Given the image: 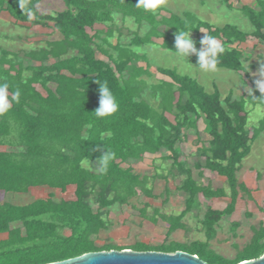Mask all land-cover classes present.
I'll return each instance as SVG.
<instances>
[{
  "label": "trees",
  "instance_id": "obj_1",
  "mask_svg": "<svg viewBox=\"0 0 264 264\" xmlns=\"http://www.w3.org/2000/svg\"><path fill=\"white\" fill-rule=\"evenodd\" d=\"M40 1L0 0V9L7 10L16 21L52 27L64 36L60 41L48 42L46 47L24 52L30 60L28 64L17 52L1 49L0 82H8L10 91L19 88L21 101L0 116V147L10 148L0 150V192L25 194L37 186L64 191L73 185L75 198L57 199L49 193L46 198L21 205L0 201V234H6L0 239V264H46L51 259L61 261L92 251L132 249L113 242L98 245L97 240L102 231L109 230L106 210L115 204H130L142 218H149L147 210L132 201L140 193L151 191L147 189V177L121 164L141 160L146 152L154 154L162 148L170 151L166 159L172 160L171 172L185 175L181 186L187 194L185 209L179 215L155 210L152 221L159 217L167 223V235L158 245L139 241L140 248L135 250H180L197 255L208 264H238L264 255L263 224L253 227L250 241L238 247L233 257L219 255L209 247L219 221L233 213L238 192L246 190L238 182L236 171L250 153L252 142L264 130V119L251 129L247 127L248 106L264 104L261 94L254 90L256 98L244 93L236 99L231 91L222 100L218 89L208 92L197 79L171 68L156 69L168 79L153 78L147 62L145 66L136 64L145 55L135 48L160 37L161 46L174 51L176 28L197 34L204 28L225 47L218 68L243 71L244 54L235 44L250 37L264 41V0H256L259 9L240 7L254 26L251 33L233 24L214 26L189 13L186 17L194 18V25L175 14L158 18L160 8L155 14L145 12L135 6L137 0H65L67 9L56 14H40L35 9ZM222 1L233 8L231 0ZM114 13L132 17L138 24L146 22L150 30L144 36L135 34L128 44L118 41L111 45L112 51L104 49L108 39L98 43L102 31L95 26H106L107 37L113 36L114 30L107 24L113 21ZM203 36L195 41L197 48ZM98 52L108 60L98 58ZM101 82H107L119 104L118 111L106 118L94 114ZM146 92L157 105L144 97ZM201 120L211 139L208 146L198 149L194 166L224 176L231 194L224 209L206 211L202 224L207 240L187 244L170 240L169 235L183 226L182 218L194 207L198 194L226 195L224 187L214 189L199 184L192 178L191 167L181 160L177 144L187 140L192 129L201 141ZM103 149L115 153L106 172L82 165L85 159L99 161ZM92 196L98 204L96 211L90 202ZM13 223L21 226H12ZM63 229L70 233L62 234Z\"/></svg>",
  "mask_w": 264,
  "mask_h": 264
},
{
  "label": "rangeland",
  "instance_id": "obj_2",
  "mask_svg": "<svg viewBox=\"0 0 264 264\" xmlns=\"http://www.w3.org/2000/svg\"><path fill=\"white\" fill-rule=\"evenodd\" d=\"M244 2L248 3H256V0H232L233 8H229L227 4L223 3L222 0H165V3L160 7L161 11H158V18L161 17H168L170 14L178 15L181 19L180 20H186L189 25H194V18H187L186 14L189 13L195 19L210 23L214 26L222 27L225 24H233L236 25L237 28L243 32L251 33L254 31V26L251 23V21L243 14V12L236 9V7H240L244 5ZM248 6H251L248 4ZM255 9H259V6L256 7V5L251 6ZM35 9L40 14H56L57 12L63 11L67 9V5L65 0H41L35 5ZM123 16L119 13H114L113 18L115 19V25L121 26V29H119V34L121 35L120 40L123 43H128L131 38L134 36L135 33H139L141 36H144L147 31L150 30V26L148 23H136L132 18H125L127 19L125 21ZM122 18V19H121ZM179 20H176L178 22ZM1 25L5 24L4 27V33L9 32H17L20 33V39L15 40V48L16 52L20 55L21 59L25 60V64H28L30 60L24 57V52L35 50L38 48H42L46 44V35H50L49 28H43L42 26H36L35 28L30 27V23L26 24L28 26L19 24L14 25L13 23L7 24L5 20H0ZM104 25H100V27H103ZM108 27H112L114 29V22L113 24H107ZM29 28H31L29 30ZM162 28L165 29V27L162 26ZM29 31H34V36H31V40H28V35L30 34ZM206 33V29L202 28L200 30L201 35ZM119 35V36H120ZM117 34L114 32L112 41H117ZM191 38L195 39V33L191 32ZM156 41L161 42L162 39L158 38ZM174 42V41H173ZM0 43H4V40L1 39ZM160 44L155 43H145L140 48L136 49L140 52H143L145 55V59H141L140 61H137L136 64L145 66L146 62L149 64V69L153 73V78H160L165 77L161 76L160 73L156 71L157 67H164V68H171L175 69L178 73L182 75H187L192 78L197 79V81L205 88L208 92H213L215 89H218L221 93L222 100L225 99V97L229 94V92L232 91L234 98H240L242 95V92L245 93L248 92L247 87L251 88L250 80L247 76L242 74L239 71L233 70V69H227V68H218L216 72L214 73H204L201 72L197 68H188V62L192 64L193 66H196L197 58L193 55L187 58L188 62L180 59L176 60L173 56L172 52L173 50H167L166 48H162L159 46ZM264 45V41L260 39H256L254 37H250L246 42L241 43L240 47L241 49H264L262 46ZM0 55H1V49H0ZM98 55H100L98 53ZM252 71V70H251ZM250 71V72H251ZM194 74V75H193ZM152 81V78L150 79ZM247 86V87H246ZM40 90L41 87H38ZM144 97L151 101L153 105H157V101L152 100L148 92L144 93ZM170 119L173 120L172 116H169ZM264 119V106L261 104H258L248 112V125L249 123H254L255 125L259 124V120ZM201 123V122H200ZM252 124L249 125V127ZM203 127V125L201 126ZM204 132V130L202 131ZM203 138H207L206 134H202ZM261 139H256V141L253 143L251 153L243 160L241 167L243 169H247L249 166L252 165L254 170L256 172H260L261 176L259 179L255 178L256 172H252V175L254 177V187L255 195L257 199V205H254L253 203H249V206L242 205V209L240 210L243 212H247L248 209H252L256 211V215L253 219H248L246 216H242L241 214L238 215L237 218L242 219V229L239 231L241 232L240 237L237 238L236 241H238L241 245L239 247L244 246L247 242L250 241L253 230L250 228L252 224L257 225V221H263L264 220V134H262ZM189 139V138H188ZM187 139V141H188ZM3 149H10L8 147H0V150ZM87 160V159H85ZM90 161V160H89ZM82 165L86 168V164ZM91 169L92 171L98 170L99 167V161H90ZM89 169V168H88ZM146 171L151 172V169H147ZM208 175L205 176V180L210 179L213 181L215 185H219L220 180H217L216 176L210 175V173H207ZM180 178V177H178ZM263 179V181H262ZM207 182V181H206ZM173 187L175 185V182L172 183ZM225 188H228L227 183L225 182L223 184ZM52 192H55L57 194V197H65V198H72L74 199V187L69 186L67 187V190L65 192H60L59 189H51L46 186H37V187H31L29 192L25 194H19L16 192H0V201H6L13 204L21 205L26 204L34 199L46 197L49 193L53 194ZM244 194V193H243ZM165 193L162 195L156 196L151 201L154 204H161L162 199L164 198ZM94 196V195H93ZM93 196L90 198V202L92 205V208L94 211L98 208V204L94 202ZM245 196V195H244ZM133 204L139 207L142 205V203L138 198H135L132 200ZM163 204V203H162ZM163 206V205H162ZM260 208V209H258ZM261 210V211H260ZM148 212V211H147ZM151 212V211H150ZM149 213V212H148ZM147 213V214H148ZM152 214V213H150ZM243 215V213H242ZM106 218L108 219V222L111 224L109 230L102 231L98 237L97 244L103 245L106 242H113L116 245H119L121 247H130L132 250L139 249V245L137 242H139V239H143L149 244L152 245H158L162 243V239H164V230L161 229L159 226L155 227L154 231H150L148 235L143 236L142 238H136V234L140 233L142 229H144L141 226L142 223V217L140 216L138 210L132 208V206L129 205H119L115 204L109 209L106 210ZM127 217V218H126ZM125 219V220H124ZM133 219V220H132ZM152 219V218H149ZM145 220V219H144ZM126 224L130 227V235L126 236L124 233L119 232L117 234V237H112V235L115 236V234H112L111 230H113L112 226L113 224ZM158 223L162 224V220L157 217V220L155 224ZM21 226V223H13L12 226ZM62 234L68 235L70 232L68 229L60 230ZM110 231V232H109ZM2 237H6V234H0V239ZM184 238V239H183ZM181 238L182 241H185L184 243H191L189 242L188 237L186 235ZM180 240V241H181ZM234 238H232L231 242L224 243L221 245V248H218L217 245L212 244V248H214V252L222 255L224 257H233L238 248H232L231 244ZM186 245V244H185ZM183 248V247H182ZM185 249V248H184ZM206 261L205 259H202ZM207 262V261H206Z\"/></svg>",
  "mask_w": 264,
  "mask_h": 264
},
{
  "label": "crops",
  "instance_id": "obj_3",
  "mask_svg": "<svg viewBox=\"0 0 264 264\" xmlns=\"http://www.w3.org/2000/svg\"><path fill=\"white\" fill-rule=\"evenodd\" d=\"M231 3H232V0H231ZM243 4L244 5L250 4L251 6L256 5V3L252 4V3H248V2H244ZM232 5H233V3H232ZM233 6H235V5H233ZM240 7H236V9L241 12ZM122 18H124V17H122ZM125 18H132V17H125ZM1 19L5 20V22L7 24L13 23L14 25L22 24L25 26H28L26 24H29V22L16 21V19H14V17H12L10 15V13L4 9H0V20ZM126 20L127 19H125V21ZM113 22H114V29L113 28L112 29L118 35L117 36L118 40L115 42L112 41L113 36L107 37V34L105 33V31H107L106 26L100 27V25H102V24H96V26H95L96 29H99L102 31L100 34L101 40H97V42L103 43L102 39H105V38L108 39V42H104L103 48L108 49L109 51H112V49H113L111 47V45L116 44L118 41H120V43H123L120 40L121 35L118 32L119 29H121V26L115 25V19L114 18H113V21L110 22V24H113ZM143 23H145V22H143ZM4 25L5 24L1 25V23H0V42H1V39L4 40L3 44L0 43V49H7L10 51L16 52V50H14V49H18V48H15V40L20 39V33H19V31H17V32H15V31L9 32L8 31L7 33H4V29H6L4 27ZM30 27L35 28L36 25L30 24ZM43 28H49V30H50V32H49L50 35H46V44L43 47H46L48 42L60 41L64 38L63 34H61L59 31L55 30L52 27H43ZM30 29L31 28H29V30ZM263 32H264V30H263ZM29 33L30 34L26 38H28V40H31L30 39L31 36H34L35 33H34V31H29ZM192 33H195V32L192 31ZM135 34H138V33H135ZM113 35H114V33H113ZM203 35H205V33L202 35L200 32L198 34L195 33L194 41H196L199 37H201ZM158 38H160V37H154L152 39L151 43L160 44L159 46L161 47L162 41L161 42L156 41ZM160 39H162V38H160ZM128 43H126V44H128ZM240 44L241 43L235 44V46L238 48V50L242 51V53L244 54V70L239 71V72H241L245 76H246V74L244 72L245 71L247 72V75H248L247 77L250 80L251 88H252V86L254 85V80L258 78L256 73H258L261 65L264 64V49H249V50L248 49H241ZM262 46L264 47V45H262ZM140 47H137V48H140ZM167 50H170V49H167ZM98 53L100 55H98ZM98 53H97L98 58L103 59L105 61L108 60V58L105 57V55L101 54L100 52H98ZM140 53L144 54L143 52H140ZM160 78L168 79L167 77H160ZM244 93L245 92L243 91L242 95ZM247 93L248 92H246L245 94H247ZM261 105L264 106V104H261ZM252 107H254V106L249 105L248 110L250 111L252 109ZM200 122L198 124V132H199V137H200L201 141L198 140L195 131L192 129L193 133H191L188 141L185 140V141L177 144V148L180 151L179 154L181 156V160L184 161L189 167H191L192 178L195 179L199 184L211 185L214 189L218 188V187H224L223 184L225 182L227 183L226 178L224 176H221L217 173H214V172H212L206 168L197 169L194 166L195 162L197 161V159L199 157V154L197 152L198 149L201 148L202 146H208L209 140L211 139V137L204 130L205 125H204L203 121L201 120ZM250 124H252V125L249 127ZM202 125H203V127H201ZM249 125H247V127L249 129H251L252 126L255 124L250 122ZM203 130H204V132H202ZM203 133L207 135V138H203V136H202ZM262 134H264V130L260 133V135L256 139H259V138L261 139L260 136ZM256 139L252 142L251 149H252L253 143L256 141ZM250 153H251V151H250ZM168 155H170V151L165 149V148H162L159 152L154 153V154L146 152L143 155V158L141 160H130V161H127V162H124L121 164V166L123 168L131 166L133 169V172L135 174H141V176L147 177V187H148L147 189H151V191L150 192L145 191V193H140L138 195V197H139L140 202L142 203V205H140L139 207L145 208L149 212V213L147 212L149 215V218H151L153 213H155V210H158V209L160 210L161 213H164L166 215H171V214L179 215L185 209V199H186L187 194L184 192V190L181 189L185 175L180 174V173H174V172L172 173L171 172L172 160L166 159V157ZM243 160H242V162H243ZM242 162L240 164V168L236 171V177L238 179V182L245 186L246 190L238 192V196L236 198L235 210L233 211L232 214L225 215L219 221L218 225L216 226L215 237L213 239L209 240V247L212 250H214V248H212V244L214 245V243H215V245H217L218 248L223 250V248H221V245L224 243L231 242L232 238H234V240L232 241L231 247L235 248V249L238 248L239 245H241V244L236 240H237V238L240 237L241 232H239V231L243 227L242 219L240 220V218L242 216H246L248 219H253L254 216L256 215V211H254L252 209H248L247 212L246 211L242 212L240 210L242 205H244V206L248 205L249 206V203H253L254 205L258 204L257 199H256V195H255V190L253 189V187H254L253 180H256V179H254V177L252 175V172H256V171L254 170L252 165H248L249 167L247 169H243L241 167ZM147 169H151L152 171L148 172V171H146ZM207 173H210V175H213V176L215 175L217 180H220L221 184L215 185L213 183V181H211L208 178L206 180L207 182L204 181L205 176L208 175ZM260 176H261V173L256 172L255 178L259 179ZM178 177H180V178H178ZM262 181H263V179H262ZM173 182H175L174 187L172 185ZM70 186L74 187L73 185H70ZM224 189L226 191V195L222 196V197H206L203 194L199 193L197 196L196 204L194 205V207L191 210H189L187 213H185L183 218H182L183 226L175 229L174 231H172L170 233V235H169L170 240L185 242V241H182L181 238H183L186 235V237H188V239H189V242L206 241L207 236H206V232L203 228L202 219L204 218V215H205L206 211L208 210V208L224 209L226 207V205L230 202V194L231 193H230L229 187L228 188L224 187ZM66 190H67V188H66ZM66 190H64V191L60 190V192L63 193ZM74 190H75V187H74ZM52 193H54V197H56L57 199L72 200V198L57 197V194L55 192H52ZM164 193H165V196L163 195L164 198L162 199L161 204H154L151 201L156 196L162 195ZM46 197H41V198H46ZM258 209H260V208H258ZM150 213H152V214H150ZM242 213H243V215H242ZM239 214H241V217L237 218ZM149 218L148 219L146 218L145 220H144V218H142L143 221L141 223V226L144 229H142V231L140 233L135 235L136 238H142L143 236L148 235V233L150 231L151 232L154 231L155 227L159 226L161 229L164 230V239H165L167 232H168V226L169 225L163 221H162V224L158 223L156 225L155 222ZM260 224L264 225V220L263 221L258 220L257 225L252 224L250 228L253 230L254 226L258 227ZM112 228H113V230H111V232L113 231L112 234H115V236L112 235V237H117V234L119 232L124 233L126 236L130 235L131 229L129 226H127L124 223L120 226H119V224H113ZM2 238H5V237H2ZM164 239H162V241ZM138 241L148 243L143 239H139ZM219 254H221V253H219ZM222 255H224V254H222ZM224 256H226V255H224Z\"/></svg>",
  "mask_w": 264,
  "mask_h": 264
},
{
  "label": "clouds",
  "instance_id": "obj_4",
  "mask_svg": "<svg viewBox=\"0 0 264 264\" xmlns=\"http://www.w3.org/2000/svg\"><path fill=\"white\" fill-rule=\"evenodd\" d=\"M165 3V0H137L135 6L145 12L155 14L157 10ZM21 10H24V3H21ZM174 33V51H171L176 60L183 59L188 62L187 58L195 56L197 58L196 66L188 62V68H197L204 73H214L218 69L219 58L225 52L224 45L213 35L205 33L200 39L197 48L196 42L191 38L192 30H185L184 28H176ZM204 33V32H203ZM194 75V74H193ZM257 79L254 80L255 89L248 88V94L253 98V91H258L261 95L259 98L264 100V64L261 65ZM98 107L94 114L98 118H106L113 115L119 109V104L116 97L109 88L107 82L98 84ZM21 101V90L16 88L10 91V84L8 82H0V116L9 113L14 105ZM115 153L103 149L102 155L99 158V171L104 173L107 171L108 164L114 159ZM83 164L91 169L90 161L84 160ZM48 264H61L60 260L51 259Z\"/></svg>",
  "mask_w": 264,
  "mask_h": 264
},
{
  "label": "water",
  "instance_id": "obj_5",
  "mask_svg": "<svg viewBox=\"0 0 264 264\" xmlns=\"http://www.w3.org/2000/svg\"><path fill=\"white\" fill-rule=\"evenodd\" d=\"M48 264V263H46ZM61 264H208L200 257L185 251L166 253L132 249L92 251L61 260ZM238 264H264V255Z\"/></svg>",
  "mask_w": 264,
  "mask_h": 264
}]
</instances>
